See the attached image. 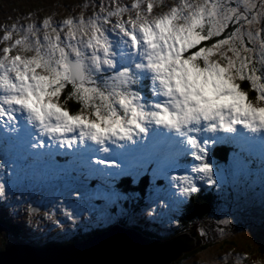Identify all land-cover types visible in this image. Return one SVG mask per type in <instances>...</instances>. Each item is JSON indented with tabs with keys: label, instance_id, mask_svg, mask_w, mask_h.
Here are the masks:
<instances>
[{
	"label": "clouds",
	"instance_id": "obj_1",
	"mask_svg": "<svg viewBox=\"0 0 264 264\" xmlns=\"http://www.w3.org/2000/svg\"><path fill=\"white\" fill-rule=\"evenodd\" d=\"M105 2L101 0V5ZM107 3L112 7H100L88 19L81 13L56 21L53 13L45 17L50 21L46 27H35L33 21L27 23L26 30H4L0 37V127L14 135L20 117L34 131L32 138L37 143L46 140L53 148L68 149L70 144L72 150L94 151V162L114 152H130L138 145L151 151L154 145L149 143L150 134H162L172 141L169 150L177 159L182 150L190 149L197 161L186 173H169L168 181L178 196L190 198L200 184L216 185L201 149L218 136H264V99L258 98L264 97V72L258 77L254 68L258 78L253 81L257 90H253L247 71L245 78H240L239 63L223 72L212 68L209 75L221 85L209 96L193 86L176 57L191 34H206L209 28H215L229 8L244 21V33L260 34L264 0H212L217 5L215 14L208 0ZM108 32L116 34L128 57L127 64L115 71L116 61L123 59L124 53L116 55V42L109 39ZM260 38L256 35L253 43L264 57ZM220 53L232 57L227 47ZM208 62L226 63L220 54L208 56ZM196 63L205 65L203 59ZM258 63L264 67V60ZM145 78L150 100L141 94ZM224 79H230L236 88L223 87ZM241 91L243 97L238 95ZM111 162L109 168L121 169L118 162ZM137 164L136 157L127 160L128 169ZM0 172H4L3 165ZM5 199V185L0 179V201ZM61 211L72 219L70 211ZM200 235L205 232L201 230ZM235 264H240L238 259Z\"/></svg>",
	"mask_w": 264,
	"mask_h": 264
},
{
	"label": "rangeland",
	"instance_id": "obj_2",
	"mask_svg": "<svg viewBox=\"0 0 264 264\" xmlns=\"http://www.w3.org/2000/svg\"><path fill=\"white\" fill-rule=\"evenodd\" d=\"M100 7L101 0H0V25L4 26L3 28H0V37L3 36L5 29L11 30L13 25L16 26V29H21L29 22L35 21L37 24H40L45 17L51 16L53 13H55L53 19L56 21L62 20L68 15H78L81 13L85 19H88L94 12H98ZM103 7L109 8L112 7V5L107 3L106 0V2L103 4ZM242 24H244V21H241L240 23L230 21L223 31L222 36L227 37V35L236 28H241ZM241 30L244 32L243 28H241ZM106 34L109 36V39L115 40L116 42L114 44V51L116 52V55L120 57L121 53H124V58L117 60L121 62V65L114 66L113 70L115 71L118 70L119 67L125 66L127 64L128 57L126 49L123 50L121 47L122 42L119 40L116 34H110L109 32ZM260 34L261 42L264 41V27H262ZM243 38L246 47H253L252 44L247 43V36H244ZM190 39L191 36L188 38V40ZM208 43L209 42H201L197 46L199 48L206 46ZM183 46L184 45L182 44L181 48ZM257 48L258 46L255 47L254 53H251L253 64L250 65V67H254L257 70V76L260 77L259 75L261 71L264 70V68L258 63V61L261 60V57L258 54ZM191 51L192 49H189V53ZM261 82L264 83V79H262ZM145 97L151 99V96L148 94H145ZM150 138L152 137L150 136ZM257 139L264 144V136ZM0 146L2 147L1 144ZM2 150L3 147L0 149V151ZM233 153L235 155L238 154L236 151H233ZM258 154H260L259 164H261L264 161V151L260 150L259 148H252L249 142L245 141L242 146L240 156L243 161L238 162L237 167H212L213 175L216 179V185L213 186L217 187L216 191L218 192L215 200L216 202H219L220 205L224 204L222 205L224 207L222 208V206H219L210 211L204 221L205 224H207L209 227H212L210 231V237L213 240H210L208 243L211 244L213 241H221L223 240L224 236H230V229L223 227H225V225L231 226V223L234 219L235 226H237V219L239 220V224L244 228L237 231L238 236L236 237H240L241 239L238 240L240 242H245L246 245H249L251 250H256V247H258V245L255 246L253 242L259 243L260 241L258 240H261L259 237L264 238V232L255 231L256 229L254 228L258 227L260 230L264 231V170L259 169L254 164L256 162L254 157H257ZM238 173H244V177L241 179L245 181L246 184H243V182L240 180H234ZM0 179H2L1 175ZM3 179L6 180V176H4ZM3 179L2 181L4 185L6 186L9 184L10 187L5 189V195L7 199L0 201V216L6 219L12 217L9 219L11 221L16 220L17 218H21L22 220L26 221L27 228L30 229L32 236L39 232V221H41V225H43L42 230L36 236L31 237L29 239L30 241H33L36 244H42L46 239L59 242V239L55 236L56 234L61 236L60 240H66L69 238L68 234L73 235L75 233L74 230L76 226L67 221L65 215L59 217V214L61 213L60 209H55L54 205H52V202H57L55 201V198H59L60 196L62 202L61 205L64 207L68 206L67 203L63 202V200L69 199L66 191L63 190L61 193L58 191L52 192V188L46 187L41 183L39 184L37 181L30 183L29 186L24 182H19L18 180L16 182L13 180L6 182ZM198 186H201L205 189V184H200ZM36 192L39 194L38 198V194ZM51 195L54 197L52 202H50ZM139 198L140 196H137V199ZM42 201H44V205L41 206L43 210L41 213H43L44 218L43 216L36 215L37 212H32L31 214L26 212L28 206L29 210V208H34L36 203H42ZM80 204L83 209H86L89 203L81 201ZM171 209L177 210L178 208L172 206ZM126 212H129V209H118L116 213L107 212L105 209H102L100 213L94 212L92 214L90 211L80 213L79 217H81V220L87 222V225L92 228H106L109 225L118 223L120 219H123L124 215L129 217L128 213ZM149 212L150 211L146 210L138 211V213L133 217V220L141 222L144 220L145 216H151L148 215ZM224 220H227L228 223H222ZM58 221H60V224ZM161 221L163 223L166 222L163 219H161ZM132 223L133 222L131 221L130 225ZM73 226H75V228ZM159 228L162 229L163 227L160 226ZM124 229L128 231L131 230L130 227ZM165 231L166 229L163 228L162 234L165 235ZM254 235L257 237H254ZM35 237H38V239H35ZM143 237L147 238L146 236ZM14 240L15 238H13L12 235H2L1 233L0 248L4 245H10V243ZM153 240L157 239L153 238ZM261 241L264 242V240ZM250 243L254 247H251ZM218 246H220V244ZM218 246L215 244L214 246L208 248L206 252L197 254L196 256H198V258L195 257L196 259H187L188 263L200 260L204 264H224V262L227 260L229 264H235L238 257L240 260L242 259L240 254L243 252L244 247L242 249H233L229 246L224 247L225 245H223L224 248L219 250ZM187 252L180 255L176 260H173L168 264H174L178 259H180V257L187 254ZM262 257L263 258L261 260L264 261V254ZM249 260L256 261L258 259L256 256H251ZM196 264L202 263L197 261ZM248 264L252 263L248 262Z\"/></svg>",
	"mask_w": 264,
	"mask_h": 264
},
{
	"label": "snow or ice",
	"instance_id": "obj_3",
	"mask_svg": "<svg viewBox=\"0 0 264 264\" xmlns=\"http://www.w3.org/2000/svg\"><path fill=\"white\" fill-rule=\"evenodd\" d=\"M209 4L212 6V12L215 14L217 5L212 4V0H208ZM103 7V5H101ZM135 7V5H133ZM149 11L151 10V4L148 6ZM235 12V9H227L225 14L222 17L218 18V23L215 28H209L207 33L195 32L191 34V39L183 43V47L179 49L176 61L179 64L183 65V68L186 72V75L191 80L194 87L201 90L206 95H213L218 86L221 85V81L218 80L214 75H209V70L212 68H218L221 72L226 71L227 67L235 66L239 63L241 71L238 73L241 79H244V72L247 71V80L249 85L256 89V85L253 83L258 77L255 74L254 67L250 65L253 64L252 55L249 53H254L256 45H254L253 40L256 35L255 33H244L240 28H236L234 31L230 32L227 37H223L222 33L227 27L230 21H235L240 23L242 20L232 13ZM113 15L118 14V12L112 13ZM245 20L247 18H244ZM67 22V21H66ZM50 21L48 19H43L40 24H36L35 27H46ZM28 25L26 24L21 30H26ZM12 30L16 31V26H12ZM8 33H5V39L8 38ZM247 36V43L252 44L253 47H246L244 36ZM216 38V39H213ZM209 42L206 46L197 48L201 42ZM229 53H232V57H228L222 53L220 50L226 48ZM259 47H264V41H261ZM189 49L192 51L189 53ZM8 51V49H5ZM203 54V55H202ZM213 54H220L225 60V65H220L219 62H208V56ZM198 59H203L205 65L202 67L196 63ZM264 60V57H261ZM222 86L228 89H235L236 85L230 79L222 80ZM239 96L243 97L244 93L241 91L238 93ZM259 99H264V97H258ZM141 131H145L141 129ZM63 147V144L61 145ZM31 149L35 150L36 154L32 156L31 165L36 166L34 169L35 175L38 177H45L49 173H57L60 175H67L72 172H80L81 170L85 171L89 175L92 174L94 166H100L105 164V160L93 161L92 158L88 155L89 151L84 150H72L69 144V148L66 149L68 152L72 153L71 157L64 161L62 164L58 163L55 159V156L52 154L53 147L51 145L47 146V151H45V143L43 140L38 143H32ZM202 152H205V149H201ZM199 159V157H197ZM108 166H112V162ZM205 167L209 168V165L205 163ZM209 171H213L212 167L209 168ZM211 183V182H210ZM222 223H228L227 220L222 221ZM238 261L241 264V260L238 257ZM246 259V258H245Z\"/></svg>",
	"mask_w": 264,
	"mask_h": 264
},
{
	"label": "water",
	"instance_id": "obj_4",
	"mask_svg": "<svg viewBox=\"0 0 264 264\" xmlns=\"http://www.w3.org/2000/svg\"><path fill=\"white\" fill-rule=\"evenodd\" d=\"M205 223L193 224L195 235L185 234L165 243L149 242L113 226L84 241L40 249L15 245L0 252V264H168L203 242ZM210 236V233H209ZM194 245V246H193ZM195 246V247H196Z\"/></svg>",
	"mask_w": 264,
	"mask_h": 264
},
{
	"label": "trees",
	"instance_id": "obj_5",
	"mask_svg": "<svg viewBox=\"0 0 264 264\" xmlns=\"http://www.w3.org/2000/svg\"><path fill=\"white\" fill-rule=\"evenodd\" d=\"M207 42V41H205ZM260 59V58H259ZM250 88V87H249ZM131 191L133 192L132 195L129 196V201H122V205L123 207H136L139 203V201H141L142 196L139 195L138 193L140 192V189L137 188H131ZM137 196H140L139 199H137ZM217 197V194L215 193H210L208 194V199L205 198H201V197H194L192 198V201H190L189 203H187V208L185 210V212L183 213V215H181V217H179L178 219L175 220V222H173L170 224L171 227L169 226V229L167 231V227L164 228L166 229L165 233L166 235L161 236L160 237V233H156V232H152V228H149V225L147 224H142V226L137 227L136 222L133 220V216L129 215V217L124 216L123 219H120L118 221V223L126 228H133L136 229L140 234H142L143 236H146L147 238H157L158 240H166V239H170V237H172L174 234H178L179 232H182L189 227L190 223H198V222H204L207 215L210 213V211H212L213 209H215L216 207L222 206L219 204V202H216L215 198ZM134 199H137V201H133ZM224 206H222L223 208ZM136 210V209H135ZM115 211V210H113ZM8 219L4 218V220L0 219V222L5 225L8 228V234H12L13 237H15V240H19L20 242H27L29 244H35L33 241H30L29 239L31 238V236H29L27 233H21L20 228H18V226L16 224H11L9 221H7ZM131 221L133 222L131 225ZM237 226H235V219L232 221L231 226L229 225H225V227L223 228H228L230 229V236H227L223 238V240L221 241H213L211 244L208 243L211 239V237L209 236V233L212 229V227H209L207 224H205V226H203L201 229L205 232V235L203 237V242L200 245H197L196 247H194L191 251L187 252V254L183 255L182 257H180V259H178L174 264H187L188 261L187 259L189 258H198V256H196L197 254H201L206 252V250L208 248H210L211 246H214L215 244H217V246L220 244V246H218L219 250L229 246L233 249L235 248H243V252H245L246 254V258L249 259L251 256H256V258L260 261H262L261 259L263 258V254H264V242L261 240H264V238H260L261 240L259 243L253 242L255 244V246L258 245V247H256V250H251L249 245H246L245 242H240L238 239H241L240 237H236L238 236L237 231L240 229H244L242 227V225L239 224V220H237ZM167 225V223L165 224ZM76 226V228H75ZM75 226H73L75 228V233L73 235H69L68 240H64L61 241L60 238L61 236L56 234L55 236L59 239L58 241H53V240H48L46 239L44 241V244H38L39 245H44L46 246H51V245H62V244H66V243H73V242H77L83 238H87L88 236H92L95 233H98L100 231L99 228H92L90 226L87 225V223L81 219H79V221H77L75 223ZM168 226V225H167ZM256 230L255 231H259V232H264L263 230H260L258 227H254ZM254 231V232H255ZM163 232V231H162ZM260 236V235H258ZM254 237H257L256 235H254ZM35 239H38V237H35ZM215 240V239H214ZM257 241V240H256ZM223 245H225L223 247ZM251 247H254L251 245ZM195 258V259H196ZM193 259V260H195ZM200 263L204 264L203 262H201L200 260H197ZM197 261H192L188 264H196Z\"/></svg>",
	"mask_w": 264,
	"mask_h": 264
},
{
	"label": "bare ground",
	"instance_id": "obj_6",
	"mask_svg": "<svg viewBox=\"0 0 264 264\" xmlns=\"http://www.w3.org/2000/svg\"><path fill=\"white\" fill-rule=\"evenodd\" d=\"M246 36V35H245ZM146 79V78H145ZM7 210V209H6ZM0 219H2V220H4L3 218H2V216H0ZM87 223V222H86ZM117 224V226L118 225H120L119 223H116ZM19 228V227H18ZM8 228L5 226V225H3L1 222H0V234L2 233V235H4V234H7L8 235ZM20 231H21V233H26L22 228H20ZM9 235H12V234H9ZM97 235V233H95V234H93L92 236H88L87 238H83V239H81V240H79V241H77V242H80V241H84V240H87V239H89V238H92V237H94V236H96ZM5 237V236H4ZM11 237V236H10ZM13 237V236H12ZM13 238H15V237H13ZM68 240V239H67ZM61 241H64V240H61ZM35 243V242H34ZM73 243H75V242H73ZM36 244V243H35ZM67 244H71V243H66V244H60V245H51L50 247H58V246H63V245H67ZM15 245H31V246H34V247H37V248H40V249H44V247H42L41 245H39V246H37V245H34V244H29V243H25V242H20L19 240H14L13 242H11L10 243V245H4V246H2L1 248H0V252H2L3 250H5L6 248H11V247H13V246H15Z\"/></svg>",
	"mask_w": 264,
	"mask_h": 264
}]
</instances>
